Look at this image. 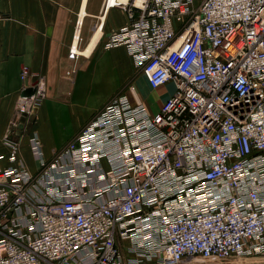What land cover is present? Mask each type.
Returning <instances> with one entry per match:
<instances>
[{
    "label": "built area",
    "instance_id": "2783aa9c",
    "mask_svg": "<svg viewBox=\"0 0 264 264\" xmlns=\"http://www.w3.org/2000/svg\"><path fill=\"white\" fill-rule=\"evenodd\" d=\"M126 11L103 48L123 47L152 89L173 90L153 114L134 86L115 94L50 159L34 133L35 173L6 136L0 264L264 256V0H133ZM29 77L17 117L45 96L44 77L22 67Z\"/></svg>",
    "mask_w": 264,
    "mask_h": 264
},
{
    "label": "crops",
    "instance_id": "0c3cea01",
    "mask_svg": "<svg viewBox=\"0 0 264 264\" xmlns=\"http://www.w3.org/2000/svg\"><path fill=\"white\" fill-rule=\"evenodd\" d=\"M106 1L0 0V156L8 153V135L17 141L28 170L35 173L38 163L29 146L34 133L49 159L126 83H134L151 114L170 95L171 83L150 88L123 47L103 48L110 34L128 22L126 9L133 0L113 6H106ZM76 31L77 50L89 52L70 58ZM115 58L123 63V76L118 74ZM22 67L45 80V96L32 117H17L14 111L24 84L31 81L30 77L25 82L20 79ZM73 68L75 72L68 75ZM90 99L94 102L88 104ZM67 122L75 124L60 138ZM0 162L7 164L4 159Z\"/></svg>",
    "mask_w": 264,
    "mask_h": 264
},
{
    "label": "rangeland",
    "instance_id": "374dc122",
    "mask_svg": "<svg viewBox=\"0 0 264 264\" xmlns=\"http://www.w3.org/2000/svg\"><path fill=\"white\" fill-rule=\"evenodd\" d=\"M73 38H74V36H73ZM115 62H116L117 70H119L118 71L119 76H123L124 72L122 73V70H121L123 67L122 61H120L118 58H115ZM130 86L135 87L134 83H132L130 81V82L126 83L121 89H119L115 94H117L121 91H127V93H129L130 92ZM133 94L131 95L132 99L137 98L139 96V93L137 92L136 87H135ZM112 97H110V99ZM92 98H94V97H92ZM93 102H94V100L90 99L88 104H91ZM72 123L75 124V122H72ZM72 123L67 122L62 126L61 131H59L60 132V138H64L72 130V127H73ZM261 263H264V256H251V257H242V258H233V259H229V258L219 259V258H214V257L204 259V258L196 256V257L187 258V260L183 261V263H181V264H261ZM124 264H131V263H127V261H124Z\"/></svg>",
    "mask_w": 264,
    "mask_h": 264
},
{
    "label": "bare ground",
    "instance_id": "6f19581e",
    "mask_svg": "<svg viewBox=\"0 0 264 264\" xmlns=\"http://www.w3.org/2000/svg\"><path fill=\"white\" fill-rule=\"evenodd\" d=\"M116 1H118V2H122L123 0H109L108 2V5L107 6H110L111 4H113V3H115ZM77 39H78V34H77V31H76V33H75V35H74V38H73V42H72V44L71 45H73L74 46V51H75V53L77 54V55H79V54H87L88 52H89V50H87L86 52L84 51V52H79L78 50H77V47H76V42H77ZM70 45V46H71ZM70 48V47H69ZM229 259H233V258H229Z\"/></svg>",
    "mask_w": 264,
    "mask_h": 264
},
{
    "label": "water",
    "instance_id": "95a60500",
    "mask_svg": "<svg viewBox=\"0 0 264 264\" xmlns=\"http://www.w3.org/2000/svg\"><path fill=\"white\" fill-rule=\"evenodd\" d=\"M29 94H30V91H29L28 89L22 91V93H21L22 96H27V95H29ZM261 264H264V263H261Z\"/></svg>",
    "mask_w": 264,
    "mask_h": 264
}]
</instances>
